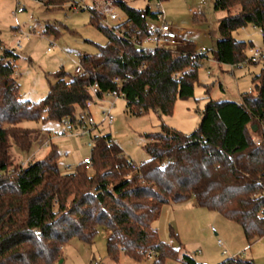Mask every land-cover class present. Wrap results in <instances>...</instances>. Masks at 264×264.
Instances as JSON below:
<instances>
[{
	"label": "trees",
	"instance_id": "trees-1",
	"mask_svg": "<svg viewBox=\"0 0 264 264\" xmlns=\"http://www.w3.org/2000/svg\"><path fill=\"white\" fill-rule=\"evenodd\" d=\"M114 1L127 17L118 27L128 35L101 26L100 14L91 8V23L107 42L98 44V53L81 55L83 73L63 68L52 73L49 92L39 101L22 99L13 63L18 54L3 48L0 37V264H62L65 245L74 237L92 243L99 226L109 231L111 258L117 260L121 252L137 259L150 254L154 264H164L179 251L160 239L154 223L164 205L190 199L238 222L250 242L264 236V61L249 62L248 43L233 35L249 24L264 32V0H214V9L226 12L219 21L215 60L232 66L263 63V67L253 76V89L242 92L239 100L208 96L193 132L164 123L161 131L147 133L149 158L135 168L111 133L96 138L91 166L83 160L65 173L55 145L43 159L15 164L14 144L28 151L47 139L41 129L23 122L83 121L95 82L103 96L116 87V77L122 78L126 111L133 114L155 110L170 115L178 99L194 96L208 49L201 51L183 38L154 55L145 54L136 41L150 34L149 21L157 15L155 0H146L142 8L127 0ZM73 2L43 3L51 9ZM46 30H51L50 24ZM170 231L178 239L172 227ZM183 263L206 264L188 254ZM219 264L256 262L236 256Z\"/></svg>",
	"mask_w": 264,
	"mask_h": 264
},
{
	"label": "rangeland",
	"instance_id": "rangeland-1",
	"mask_svg": "<svg viewBox=\"0 0 264 264\" xmlns=\"http://www.w3.org/2000/svg\"><path fill=\"white\" fill-rule=\"evenodd\" d=\"M73 1L92 7L98 0ZM127 1L137 8L147 4L146 0ZM74 2L48 9L40 0H0V37L3 48L14 49L18 54L16 59H11L16 67L15 76L21 86L22 99L39 101L46 97L49 83L54 81L52 73L63 68L76 74L81 55L96 54L99 52L98 44L107 42L101 29L91 23V10L86 8L76 12L71 8ZM19 6L23 8L22 12H17ZM164 10L180 35L184 33L199 50L202 47L208 49V58L202 61L198 71L194 96L178 99L170 115H161L155 110L133 114L126 111L125 98H119L112 108L114 122L111 125L104 121L106 102L97 99L87 111V115L92 114L98 124L94 133H111L136 164L149 158L145 149L147 133L161 131L164 123L184 133L193 132L200 124L208 96L214 99L239 100L242 92L253 89V76L263 67V63H244L233 67L215 60L213 50L220 38L219 21L226 16V12L215 10L214 0H167L164 2ZM116 12L126 17L124 10L118 6ZM48 24L51 26L49 32L46 30ZM30 25L38 32H45L47 37L35 33L24 40L22 49H17L13 44L15 29ZM233 35L248 43L246 53L249 57L250 41L254 46H264L262 30L251 24L235 31ZM3 48H0V56ZM23 125L41 129L47 139L43 143L35 142L28 151L14 144L15 164H28L29 161L43 159L55 145L60 152L61 169L67 173L74 171L86 156L92 155L90 138L69 132L66 128L67 121H25ZM46 141L50 142L49 145L45 144ZM172 206L173 212L168 221L166 219L161 223L158 219L154 223L160 239L179 251L178 257H167L164 264H184L185 254L206 264H219L236 256L254 259L256 264H264V236L250 242L238 222L226 218L216 210L201 207L193 203L192 199ZM170 227L178 235V239L171 236ZM108 235L109 231L104 226H99L92 243L84 242L78 237L72 238L63 248L61 263L91 264V261H97L99 264H154L155 257L150 254L146 258L137 259L121 252L117 260L111 258L107 252Z\"/></svg>",
	"mask_w": 264,
	"mask_h": 264
},
{
	"label": "built area",
	"instance_id": "built-area-1",
	"mask_svg": "<svg viewBox=\"0 0 264 264\" xmlns=\"http://www.w3.org/2000/svg\"><path fill=\"white\" fill-rule=\"evenodd\" d=\"M40 1L44 2L46 0ZM116 6L117 5L114 0H98L92 7L89 5H79L78 3H74L71 8H73L76 12L86 8H95L100 14L101 26L110 28L120 35L127 36L128 33L126 32V29L124 27H118L119 24H122L127 20V17L120 16L116 12ZM154 10L156 11L157 15L155 18L149 21L148 27L150 34L142 38L141 40L136 41L135 38L139 49L145 54L150 55L156 54L159 50L163 48L174 46L178 44L181 40L180 31L167 18L166 12L164 10V1L155 0ZM22 11L23 8L19 6L17 12ZM35 33H38L41 37H47V34L45 32H38L36 28L32 25H30L29 27H17L14 31V46L17 49H22L24 40L29 39ZM262 34L264 37V32H262ZM50 42L53 44L52 40H50ZM205 49V47H202L200 50L204 51ZM48 50H51V48H49ZM250 53L251 55L248 58L249 62L264 61V46H252L250 48ZM83 70V66L81 62H79L75 71L77 74H81L83 73ZM114 81L116 83V87L113 90L104 93L103 96L99 95V84L97 82L92 84L90 86V92L92 97L87 102L88 107L96 103L95 100L97 99L106 102L103 114L104 121L107 122L109 125L113 124L114 122L112 108L115 105L116 100L125 97V93L122 90L124 80L120 77H116ZM96 126H98V124L96 123L92 114H89L85 115L83 121L78 122L77 124L67 121L66 128L69 132L73 134L88 136L90 138L89 146L93 148L96 138L98 137L97 133H94L93 131ZM49 143V141L45 142V144L47 145H49ZM29 160L30 159H28V161ZM83 160L88 166L92 165L91 156H86ZM25 165L26 163L22 162V166ZM137 166L138 164H133L134 168Z\"/></svg>",
	"mask_w": 264,
	"mask_h": 264
},
{
	"label": "crops",
	"instance_id": "crops-1",
	"mask_svg": "<svg viewBox=\"0 0 264 264\" xmlns=\"http://www.w3.org/2000/svg\"><path fill=\"white\" fill-rule=\"evenodd\" d=\"M171 22V21H170ZM172 23V22H171ZM173 24V23H172ZM174 25V24H173ZM181 36V39H186V40H188V41H191V40H189V39H187L186 37H185V35H184V33H182V35H180ZM191 42H193V41H191ZM194 43V42H193ZM193 200V203H195V200L194 199H192ZM174 204V203H173ZM173 204H167V205H164L163 206V209H162V213H161V216H160V218H159V220H161V223H162V221L164 222V221H166V219H167V221L171 218V213L173 212ZM163 225V224H162Z\"/></svg>",
	"mask_w": 264,
	"mask_h": 264
},
{
	"label": "water",
	"instance_id": "water-1",
	"mask_svg": "<svg viewBox=\"0 0 264 264\" xmlns=\"http://www.w3.org/2000/svg\"><path fill=\"white\" fill-rule=\"evenodd\" d=\"M254 129L256 130L257 129V126L255 125L254 126ZM63 262V259L60 260V263Z\"/></svg>",
	"mask_w": 264,
	"mask_h": 264
}]
</instances>
